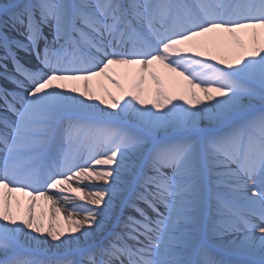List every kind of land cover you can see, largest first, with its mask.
Wrapping results in <instances>:
<instances>
[{
    "label": "snow or ice",
    "instance_id": "6c2138e0",
    "mask_svg": "<svg viewBox=\"0 0 264 264\" xmlns=\"http://www.w3.org/2000/svg\"><path fill=\"white\" fill-rule=\"evenodd\" d=\"M0 50V264H264V0H7Z\"/></svg>",
    "mask_w": 264,
    "mask_h": 264
},
{
    "label": "bare ground",
    "instance_id": "6f19581e",
    "mask_svg": "<svg viewBox=\"0 0 264 264\" xmlns=\"http://www.w3.org/2000/svg\"><path fill=\"white\" fill-rule=\"evenodd\" d=\"M0 2H7V0H0ZM8 35L12 36V37L19 38L18 32L16 30H9ZM12 51H13L15 58L17 59L19 57L23 62H29L32 59V57L28 53H26L20 49H13ZM4 55H5V53L2 50H0V57H2ZM213 63H214V61H213ZM34 66H36V64H34ZM112 70L117 74V78H120L122 83H125V86H127V83L130 82L132 76L135 73L134 69H128V68H125L122 66H113ZM125 72L128 73V80L127 81L122 78V74ZM5 76L9 77V79H5ZM18 77L19 76H18V74L15 70V67L13 65L12 58L9 57L8 59H0V87L7 88L9 91L12 89H15V85L11 82V80L17 79ZM99 79H102V78H94L93 79L92 84L94 87L96 86L97 80H99ZM103 83H104V87L107 88L109 91H111L113 93L116 92V89L113 88V86L111 84H109L107 81H103ZM0 114H3V108H0ZM8 115L11 116L10 113ZM52 191H54V190H50V194L52 193ZM16 195L19 196L22 200L26 199L21 194H16ZM66 207H71V205H66ZM13 211L14 212L16 211V206H15L14 202H13ZM33 211L37 212V213L43 211L45 214V220H46V217H47L46 202L37 201L36 206L34 207ZM149 214H151V213H149ZM61 223H63V221H61ZM112 227H114V223H109V228H112ZM21 239L24 240V237H21ZM223 239L224 240H230V239H232V236L227 235ZM47 247L48 246L45 245V248H47ZM22 254L23 255H41V253H37L34 251L30 252L27 248L22 250ZM48 255L51 256V252H49Z\"/></svg>",
    "mask_w": 264,
    "mask_h": 264
},
{
    "label": "rangeland",
    "instance_id": "374dc122",
    "mask_svg": "<svg viewBox=\"0 0 264 264\" xmlns=\"http://www.w3.org/2000/svg\"><path fill=\"white\" fill-rule=\"evenodd\" d=\"M141 207H144L143 205H141ZM125 215H136L134 212H132L130 209L125 210L124 212Z\"/></svg>",
    "mask_w": 264,
    "mask_h": 264
}]
</instances>
